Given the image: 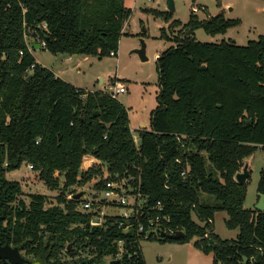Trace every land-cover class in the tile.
Listing matches in <instances>:
<instances>
[{
  "label": "trees",
  "instance_id": "1",
  "mask_svg": "<svg viewBox=\"0 0 264 264\" xmlns=\"http://www.w3.org/2000/svg\"><path fill=\"white\" fill-rule=\"evenodd\" d=\"M122 2L0 0V241L24 249L33 264H101L109 255L110 264L122 240L117 264H145L134 230L123 231L119 216L90 224L96 213L77 210L75 193L50 206L46 195L30 193L26 203L17 198L19 182L5 176L30 162L46 186L62 180L65 193L105 167L110 177L139 173L149 204L161 200L169 224L185 232L178 240L198 236L194 243L213 253L214 264H264V211L244 207L247 180L235 178L250 151L260 146L264 154V34L246 45L201 42L197 27L224 33L239 20L222 11L199 19L192 10L174 44L155 59L156 105L136 143L115 97L56 76L26 42L30 31L52 53H115L129 16ZM158 14L167 22L168 11ZM160 34L170 38L164 26ZM93 159L96 165L83 170ZM257 191L264 194V165ZM217 210L226 211L228 228H237L235 238L213 232Z\"/></svg>",
  "mask_w": 264,
  "mask_h": 264
},
{
  "label": "rangeland",
  "instance_id": "2",
  "mask_svg": "<svg viewBox=\"0 0 264 264\" xmlns=\"http://www.w3.org/2000/svg\"><path fill=\"white\" fill-rule=\"evenodd\" d=\"M169 0H123V5L129 10V16L119 36L118 48L114 54H72L52 53L44 46L33 48L32 43L41 45V39L32 35L30 31L26 34V42L31 48L35 60L41 65L53 69L59 77L85 91L109 92L114 86V81L124 83L125 92L117 93L116 99L127 110L129 127L133 138H138L141 125L146 130L150 129V112L156 105V93L158 90V76L156 72L155 59L157 53L164 48L174 44L173 35L179 28L189 20L193 13L203 19L218 12L223 13L226 18L238 19L239 22L229 26L224 33L208 34L202 27L194 29V37L201 42L220 43L222 41L233 42L237 45H246L249 40L257 39L264 34V0H172L174 10H169ZM158 11H168L167 22H163ZM177 20L178 24L168 28V23ZM165 27V33L170 38L161 35V27ZM139 38L145 41L146 59H140L139 55L132 51L139 46ZM94 160V159H93ZM242 169H247L246 194L243 201L245 208H255L259 199L257 184L264 165L263 149L258 146L242 158ZM97 161H85L83 170L95 166ZM30 162H22L18 167L9 170L5 176L10 180H16L20 184L17 198L28 203L30 193H41L46 195L50 205L59 204L60 196L70 197L72 193L83 190L84 196L80 199L89 198V191H98L95 183L97 179L106 174L105 167L102 174L94 175L83 184L68 186L62 190V180L58 187L51 188L45 185L37 170L30 168ZM102 168V166H101ZM242 169L239 171L241 172ZM62 179V178H61ZM100 192V191H99ZM79 204V202L77 203ZM62 206V204H60ZM121 207H99L100 215L103 213H121ZM194 217V215H193ZM227 213L217 210L213 214V232L222 239L235 238L237 228H228L225 225ZM194 219H196L194 217ZM204 223L201 222V225ZM206 236V234L204 235ZM198 236L181 242L178 239L159 240L142 239L138 241L140 252L145 264H214L213 253L204 251L194 241ZM70 248L72 243H68ZM68 246V245H67ZM74 247V246H73ZM81 256L85 255L79 249ZM87 255V254H86ZM65 257H67L65 255ZM101 264H109V258L104 257ZM216 264H223L217 261Z\"/></svg>",
  "mask_w": 264,
  "mask_h": 264
},
{
  "label": "built area",
  "instance_id": "3",
  "mask_svg": "<svg viewBox=\"0 0 264 264\" xmlns=\"http://www.w3.org/2000/svg\"><path fill=\"white\" fill-rule=\"evenodd\" d=\"M195 11L196 8H193ZM44 45V41H41ZM30 48V47H29ZM31 50V48H30ZM21 53V52H20ZM110 54H114L113 51ZM125 92L124 83L115 81L114 86L108 92L111 97H116L117 93ZM137 143V138H134ZM31 168L32 165H29ZM189 170L187 164L181 171V175L185 176ZM99 179H97L98 181ZM140 174H128L127 176L110 177L106 172L101 177L100 187L98 191H89V198L79 200L76 209L80 211H93L96 214L90 219V224H100L105 215L119 216L122 220L119 225L123 226V231H128L130 228L134 230L137 241L142 239L160 238L161 233H174L177 229L171 226L170 215L165 210V205L161 200H156L154 203L149 204L147 196L141 191ZM100 191V192H99ZM85 192L82 196H84ZM81 196V197H82ZM121 207L124 210L121 213L109 212L100 215L99 207ZM98 218V221H94ZM122 240L118 241V252L116 258H120L123 252ZM109 260L112 259L108 256Z\"/></svg>",
  "mask_w": 264,
  "mask_h": 264
},
{
  "label": "water",
  "instance_id": "4",
  "mask_svg": "<svg viewBox=\"0 0 264 264\" xmlns=\"http://www.w3.org/2000/svg\"><path fill=\"white\" fill-rule=\"evenodd\" d=\"M169 10H174V6L172 3V0H169L167 5ZM164 22V20H163ZM33 47H40L39 44H34ZM145 41L142 38H139V46L137 48H134L132 51L136 52L140 59L144 60L147 58L145 54ZM30 78V75L27 77ZM247 169L244 167L241 172H237L235 174V178L239 183H243L246 180L247 177ZM84 191H78L74 194V198H80L83 195ZM259 199L255 205V208L258 210L264 211V194L261 192H258ZM94 221H98V218H95ZM167 237L169 239H179L182 237H185V232L183 230H176L174 233H167L164 232L161 233L160 238ZM70 245L68 244V247ZM0 260L7 264H33L31 260L23 257L20 253V250L17 246H11L8 243L1 244L0 242ZM120 262V259H113L110 261V264H117Z\"/></svg>",
  "mask_w": 264,
  "mask_h": 264
},
{
  "label": "crops",
  "instance_id": "5",
  "mask_svg": "<svg viewBox=\"0 0 264 264\" xmlns=\"http://www.w3.org/2000/svg\"><path fill=\"white\" fill-rule=\"evenodd\" d=\"M195 8V7H194ZM196 11V10H195ZM219 13V12H218ZM34 44H37V43H32L31 45H32V47H33V45ZM33 48H39V47H33ZM31 52H32V50H31ZM32 54H33V52H32ZM158 54L159 53H157V55H156V57L158 56ZM66 55H68V56H70L69 54H66ZM33 56H34V54H33ZM35 57V56H34ZM37 61V60H36ZM38 62V61H37ZM56 76H58L59 77V75L56 73V72H54L53 71V69H51V68H49ZM115 81H118V80H115ZM115 81H114V83H115ZM121 82V81H120ZM123 83V82H122ZM74 86H76V85H74ZM77 87V86H76ZM113 87V86H112ZM124 93V92H123ZM117 95V94H116ZM116 98V97H115ZM141 128H145V126H143V125H141Z\"/></svg>",
  "mask_w": 264,
  "mask_h": 264
},
{
  "label": "flooded vegetation",
  "instance_id": "6",
  "mask_svg": "<svg viewBox=\"0 0 264 264\" xmlns=\"http://www.w3.org/2000/svg\"><path fill=\"white\" fill-rule=\"evenodd\" d=\"M1 242V241H0ZM5 243H7V242H5ZM4 242H1V244H5ZM8 244H10L11 246H15V245H13V244H11V243H8ZM20 250V253H21V255L23 256V257H25V258H27V259H29L30 260V256H28L26 253H25V250L24 249H19ZM3 262V261H2ZM32 262V261H31Z\"/></svg>",
  "mask_w": 264,
  "mask_h": 264
}]
</instances>
